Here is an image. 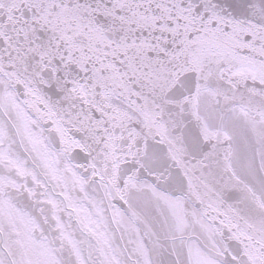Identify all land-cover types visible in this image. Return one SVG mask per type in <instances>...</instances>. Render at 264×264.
<instances>
[{"label":"snow or ice","instance_id":"6c2138e0","mask_svg":"<svg viewBox=\"0 0 264 264\" xmlns=\"http://www.w3.org/2000/svg\"><path fill=\"white\" fill-rule=\"evenodd\" d=\"M0 264H264V0H0Z\"/></svg>","mask_w":264,"mask_h":264}]
</instances>
